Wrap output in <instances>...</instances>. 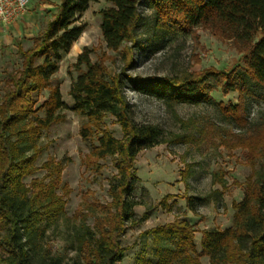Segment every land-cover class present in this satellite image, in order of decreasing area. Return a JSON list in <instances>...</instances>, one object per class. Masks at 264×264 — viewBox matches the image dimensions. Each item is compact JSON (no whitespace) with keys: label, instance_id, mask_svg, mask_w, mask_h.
Segmentation results:
<instances>
[{"label":"trees","instance_id":"16d2710c","mask_svg":"<svg viewBox=\"0 0 264 264\" xmlns=\"http://www.w3.org/2000/svg\"><path fill=\"white\" fill-rule=\"evenodd\" d=\"M93 0H59L55 12L27 46H19L21 64L7 73L5 91L0 98V264H61L47 247L46 236L65 213V196L71 191L62 182L63 161L49 156L36 164L41 148L37 141L42 131L63 120L61 110L67 106L58 85L51 84L60 60L68 53L85 29L79 23ZM112 5L101 11V29L108 50L118 53L122 66L113 71L107 64L112 57L102 51L96 60L93 47L85 46L73 63L77 74L72 78V109L86 119L81 128L85 139L97 134L87 156L95 159L115 156L117 169L110 180L111 200L85 203L74 215L68 233L78 256V264H120L127 250L122 237L130 227L150 216V205L142 214L135 207L145 204L148 195L135 168L140 150L159 143H192L198 146L244 148L252 165L243 198L234 203L235 224L226 229L202 232V252L210 264H264V169L256 168L264 160V122L250 125L247 108L253 86L264 87V0H108ZM153 10L154 26L165 33H189L198 36L199 28H208L219 37L232 40L242 52L245 73L239 67L217 69L213 66L186 70L175 76H141L129 72L137 54L145 45L139 41V29L145 20L140 5ZM129 82L162 98L172 108L179 103L212 101L211 92H238V101L225 105L217 102L222 113L244 127L235 131L211 119L199 126L194 119L177 120L196 131L167 132L154 123H141L133 116L125 88ZM44 89L48 97L40 105L34 93ZM40 111L43 113L41 114ZM108 115L120 123L122 136L116 137L104 125ZM45 169L41 178L27 184L24 178ZM193 172L187 163L182 178L188 183ZM225 172L214 173V180L226 186ZM63 189L60 192L59 189ZM140 189V196L135 191ZM171 194L160 205L167 210ZM206 196H187L192 211L206 202ZM93 219V223L89 219ZM196 226L187 219L157 225L144 231L151 235L153 251L142 249L135 264H202L194 242Z\"/></svg>","mask_w":264,"mask_h":264},{"label":"rangeland","instance_id":"374dc122","mask_svg":"<svg viewBox=\"0 0 264 264\" xmlns=\"http://www.w3.org/2000/svg\"><path fill=\"white\" fill-rule=\"evenodd\" d=\"M59 0H31L24 17L11 26L0 23V98L5 91L7 73L18 68L21 64L19 46H29L33 38L42 29L45 21L56 10ZM112 3L108 0H93L82 14L79 23L85 24V29L74 42L70 51L60 60L58 70L51 77V84L58 85L62 99L67 106L61 110L64 115L62 121L53 124L42 131L37 143L41 153L36 161L40 166L49 156L63 161L64 170L62 182L71 191L65 196L67 203L65 213L53 229L48 230L46 236L47 247L52 255L61 259V264H78L79 256L71 243L68 233L73 223L78 222L75 213L82 209L85 203L109 202V183L117 169L115 156L105 159H95L89 163L87 156L92 146L98 143L96 133L85 139L81 128L86 119L72 109L73 99L70 94L72 78L77 74L72 66L77 56L85 46L93 47V60L102 51L112 57L107 61L110 69L119 71L122 66L118 53L108 50L103 38L101 11ZM145 20L139 29V41L145 45L143 51L137 54V62L129 70L134 75L141 76H175L186 70H199L207 67L233 68L239 67L240 73H245L246 67L242 60V52L230 40L219 37L211 29L199 28L198 36L189 33H165L154 26L153 10L145 2L140 5ZM254 95L249 97L248 118L250 125L264 122V87L254 85ZM129 102L132 104L133 116L141 123H154L163 127L167 132L196 131V126L182 125L177 117L194 119L200 126L206 119H211L225 127H233L235 131L245 128L227 118L220 110L217 102L225 105L238 101V92L224 93L221 88L211 92L212 101L196 104L179 103L172 108L162 98L146 91L137 84L129 82L125 88ZM37 105L48 97L49 91L44 89L34 93ZM42 114L43 112L40 111ZM104 125L120 138L122 136L120 123L113 115L104 119ZM246 150L243 148L227 149L206 145L198 146L192 143L174 142L159 143L151 148L139 151L135 168L140 178V185L146 187L148 195L145 204L135 207L136 212L142 214L150 205V216L143 223L130 227L122 237V243L127 247L120 264H135L142 249L153 251L151 235H144V231L161 225L175 218H183L193 223L197 231L194 242L201 253L202 264H210L208 255L202 252V232L207 229H226L235 224L234 203L244 196L245 184L250 179L252 165ZM190 163L193 172L188 183L182 178V171ZM256 168L264 169V160L257 159ZM223 171L226 186L214 180V173ZM45 169H38L27 175L24 181L29 184L34 177L41 178ZM63 192V189H59ZM140 196V189L135 191ZM171 194L168 202L172 208L167 210L160 205L161 199ZM206 196L208 200L197 204L196 211L190 210L187 196ZM93 223V219H89Z\"/></svg>","mask_w":264,"mask_h":264},{"label":"built area","instance_id":"2783aa9c","mask_svg":"<svg viewBox=\"0 0 264 264\" xmlns=\"http://www.w3.org/2000/svg\"><path fill=\"white\" fill-rule=\"evenodd\" d=\"M31 0H0V23L12 24L27 11Z\"/></svg>","mask_w":264,"mask_h":264},{"label":"crops","instance_id":"0c3cea01","mask_svg":"<svg viewBox=\"0 0 264 264\" xmlns=\"http://www.w3.org/2000/svg\"><path fill=\"white\" fill-rule=\"evenodd\" d=\"M24 16H22L20 19H18L17 21H20L22 18H23ZM16 21V22H17ZM16 22H14V23H12V24H8V25H6V26H11V25H13V24H15ZM3 25H5V24H3Z\"/></svg>","mask_w":264,"mask_h":264}]
</instances>
